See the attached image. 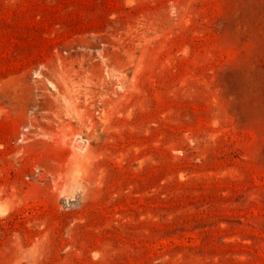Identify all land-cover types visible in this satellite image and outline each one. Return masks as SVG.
Returning a JSON list of instances; mask_svg holds the SVG:
<instances>
[{
  "label": "rangeland",
  "instance_id": "374dc122",
  "mask_svg": "<svg viewBox=\"0 0 264 264\" xmlns=\"http://www.w3.org/2000/svg\"><path fill=\"white\" fill-rule=\"evenodd\" d=\"M0 264H264V0H0Z\"/></svg>",
  "mask_w": 264,
  "mask_h": 264
},
{
  "label": "bare ground",
  "instance_id": "6f19581e",
  "mask_svg": "<svg viewBox=\"0 0 264 264\" xmlns=\"http://www.w3.org/2000/svg\"><path fill=\"white\" fill-rule=\"evenodd\" d=\"M6 211H7V208L6 209L0 208V214H4V213H6Z\"/></svg>",
  "mask_w": 264,
  "mask_h": 264
}]
</instances>
